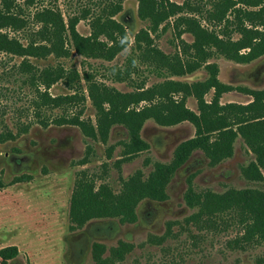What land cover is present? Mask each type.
Listing matches in <instances>:
<instances>
[{
  "label": "trees",
  "instance_id": "1",
  "mask_svg": "<svg viewBox=\"0 0 264 264\" xmlns=\"http://www.w3.org/2000/svg\"><path fill=\"white\" fill-rule=\"evenodd\" d=\"M18 1L0 0V30L18 32L28 28V19L24 18L26 14ZM123 1L108 0L98 14L83 9L79 15L66 19L57 7L43 6L32 16L29 15L38 27L30 33L26 45L7 33H0V54L23 59L20 70L28 74L27 81L36 87V105L61 111L59 116L41 123L44 126L51 123L77 127L86 138L102 144L107 143L113 127H122L128 137L121 143L123 155L117 161L119 165L148 150L149 145L140 135L148 120L164 128L183 122L195 128V136L177 146L169 164L156 163L145 179L142 172L137 171L127 180H122L117 193L107 184L96 187L94 179L80 173L69 210L72 230L80 229L92 220L117 219L120 224L135 223L139 203L143 200L165 201L169 180L194 151L202 152L208 165L215 167L232 157L237 138L243 140L255 158L242 169L244 178L252 182L264 181V173L261 172L264 169V90L234 89L225 85L218 79L217 65L208 63L215 55L236 64H249L264 56V0H217L212 10L201 17L194 16L193 12L198 9L187 2L177 5L170 0H136L137 17L147 27L139 30L132 41L125 27L115 19L122 11ZM23 4L32 6L35 0H23ZM186 9L191 12L190 15L187 12L183 14ZM85 20L89 21L88 36L80 35L76 29L79 22ZM169 25L177 31V48L180 49L171 56L161 52L154 45L153 38ZM183 34H189L192 42L186 43L181 39ZM234 35L238 36L237 39H233ZM129 46L133 56L126 60L123 68L111 66L107 71L112 81L133 84L131 92H120L96 81L92 73H80L75 66L65 63L73 53L87 61L111 62ZM50 56L57 60L55 65L39 69L30 62V59L45 60ZM142 66L158 77L164 76V81L150 87L145 86L144 80L134 83ZM202 67L208 73L203 82L187 84L172 80ZM82 81L84 85H81ZM58 83L72 93L51 95L49 90ZM233 90L250 96L251 102L221 104L222 95ZM211 91L212 98L206 101L205 96ZM188 98L196 101L197 113L187 108ZM86 99L94 108V123L84 117ZM23 131L26 132L27 127ZM15 138L8 133V139ZM108 151L110 154V149ZM86 163L84 160L80 165ZM183 199L187 207L196 210L184 220L186 225L213 232L238 227L240 234L231 242V248L245 250L264 243L263 191L230 189L222 194L197 192L189 179ZM131 249L130 244L119 242L117 247L109 249L110 255L104 258L106 247L93 243L91 255L96 264H113L123 260ZM16 256L15 247L0 250L1 264H7ZM261 262L259 260L258 264Z\"/></svg>",
  "mask_w": 264,
  "mask_h": 264
},
{
  "label": "rangeland",
  "instance_id": "2",
  "mask_svg": "<svg viewBox=\"0 0 264 264\" xmlns=\"http://www.w3.org/2000/svg\"><path fill=\"white\" fill-rule=\"evenodd\" d=\"M111 1V0H110ZM116 1V0H112ZM177 5L188 3L201 17L212 10L217 0H170ZM108 0H35L32 6L17 3L28 19L27 29L0 30L26 45L29 35L38 27L31 17L43 6L57 7L64 19L79 15L83 9L98 14ZM122 11L115 17L123 25L132 41L133 36L147 27L137 17L136 0H124ZM1 8V5H0ZM191 12L186 9L183 14ZM201 12V14H200ZM173 19L170 23L172 24ZM82 36L90 33L89 21H81L76 27ZM177 31L171 25L154 38V45L166 55L180 51L177 46ZM237 35L233 39H237ZM181 39L192 42L189 34ZM130 46L119 53L113 61L85 60L72 54L67 65L80 72L92 73L95 80L114 87L120 92H131L133 84L116 83L110 78L107 68H123L126 60L133 56ZM23 59L9 54H0V250L8 247L17 249V256L7 264H96L91 255L93 243L103 244L107 251L119 242L130 244L132 249L123 260L113 264H264V243L242 249L231 248V242L239 236L240 229L231 226L221 232L198 229L186 225L184 220L196 210L190 209L183 196L190 179L195 191H212L222 194L227 190L258 189L264 192L263 182H252L244 178L242 169L254 161L241 138L234 143L233 155L215 167L208 165L202 152L194 151L187 162L169 180L163 202L143 200L136 208L137 220L133 224H120L117 219L92 220L82 228H70L69 210L71 196L80 173L95 180V185L107 184L115 193L137 171L144 179L154 170L156 163L169 164L179 144L195 136V128L188 122L173 127H159L148 120L140 132L141 139L149 148L132 160L117 164L122 159V142L127 140L126 131L113 127L106 144L86 138L77 127L57 126L48 123L59 116L58 109L39 108L36 105V87L27 81L28 74L20 70ZM39 69L55 65L57 60L30 59ZM208 63L218 67V79L235 88L264 90V56L249 63L236 64L215 55ZM208 78L202 67L192 74L173 77L172 80L192 84ZM163 77L149 72L142 66L134 83L145 82L146 87L162 83ZM84 85V82H81ZM42 91V88H39ZM53 96L72 92L58 83L49 90ZM212 93L205 96L210 101ZM251 97L237 90L222 95L221 104H248ZM84 117L95 121V111L90 101L83 104ZM186 106L197 113V104L188 98ZM41 121H48L44 126ZM27 127V131L23 129ZM8 133L15 135L8 139ZM110 149V154L109 150ZM109 154V156H108ZM87 163L80 165L82 161ZM119 165V167H118ZM264 173V169L261 170ZM170 230L168 231V224ZM158 241V239H160ZM0 258V264H1Z\"/></svg>",
  "mask_w": 264,
  "mask_h": 264
},
{
  "label": "crops",
  "instance_id": "3",
  "mask_svg": "<svg viewBox=\"0 0 264 264\" xmlns=\"http://www.w3.org/2000/svg\"><path fill=\"white\" fill-rule=\"evenodd\" d=\"M188 108V107H187Z\"/></svg>",
  "mask_w": 264,
  "mask_h": 264
}]
</instances>
